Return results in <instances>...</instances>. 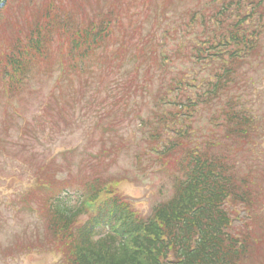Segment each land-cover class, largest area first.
<instances>
[{
	"label": "trees",
	"instance_id": "trees-1",
	"mask_svg": "<svg viewBox=\"0 0 264 264\" xmlns=\"http://www.w3.org/2000/svg\"><path fill=\"white\" fill-rule=\"evenodd\" d=\"M197 1L175 28H162L158 12L155 26L125 24L116 4L84 24L66 0L32 6L40 10L26 37L0 56L4 91L19 95L58 46L46 72L99 80L87 95L88 110L103 121V143L89 165L101 164L103 152L110 158L74 187L40 180L47 194L40 214L29 219L23 243L7 241L9 256L53 249L64 264H264V233L236 230L230 210L242 206L256 217L259 209L238 155L264 140V114L241 89L255 82L250 69L258 76L264 69V0ZM9 2L0 0V13ZM118 28L137 36L114 39ZM123 122L136 126L133 147L124 148ZM120 154L134 170H168L170 191L146 216L114 189L131 179L127 168L108 170Z\"/></svg>",
	"mask_w": 264,
	"mask_h": 264
},
{
	"label": "rangeland",
	"instance_id": "rangeland-1",
	"mask_svg": "<svg viewBox=\"0 0 264 264\" xmlns=\"http://www.w3.org/2000/svg\"><path fill=\"white\" fill-rule=\"evenodd\" d=\"M46 2V0H43ZM70 16L82 24L97 19L105 12L106 6L116 4V12L124 17V23L134 25V21H143L149 26L157 24L156 14L162 20L161 27H182L185 11L196 4L197 0H66ZM203 1V0H201ZM42 0H10L0 13V56L8 51L17 37L24 39L34 18L39 15ZM110 3V4H109ZM33 5L40 8L32 7ZM119 7V8H118ZM33 9L29 11L30 9ZM163 10L165 11L163 14ZM29 12V13H28ZM28 14V19L26 18ZM36 15V16H35ZM86 19L84 22L82 20ZM156 19V20H155ZM165 20H167L166 23ZM156 23V24H155ZM148 26V27H149ZM174 33L170 40L174 39ZM137 36V32L118 28L114 39L128 41ZM56 53L57 46L55 45ZM53 52V46H52ZM55 53V54H56ZM58 58L53 55L49 64L39 65L29 79H25V88L17 95L8 97L5 84L0 80V262L2 264H64L59 250H41L13 257L6 253L7 241L23 243L27 239L25 232L28 221L40 214L38 205L46 192L39 189L40 180L52 177L71 186H77L79 180L87 178L85 170L106 169L110 154L99 155L105 159L101 164L91 166L102 146L103 121L89 107L87 95L96 86L93 76L91 84L81 85L73 79H58L56 70L46 72L44 67L54 68ZM103 72V71H100ZM255 82L242 90L249 92L248 105L264 114V69L257 75L250 69ZM258 77V78H257ZM102 99V97H98ZM97 101V100H96ZM100 104L97 101V106ZM117 128L124 134V148L133 147L136 126L132 122L120 123ZM8 138V142H7ZM7 142V143H6ZM123 153V151H122ZM238 159L249 170L254 180L258 198L255 201L256 217L251 210L242 206H232L231 216L236 230L253 227L257 234L264 233V140L261 146L251 147L240 152ZM108 166V165H107ZM172 167V166H171ZM127 168L130 180H122L114 186L124 200L129 201L140 215H147L151 208L165 199L170 191L168 170H134L123 154L117 157L115 164L108 170ZM228 202L227 206H230ZM260 257L262 253L258 250ZM0 263V264H1ZM253 264V263H252Z\"/></svg>",
	"mask_w": 264,
	"mask_h": 264
}]
</instances>
